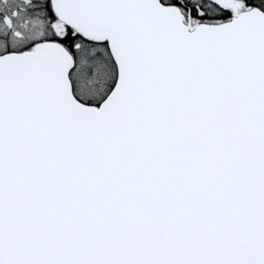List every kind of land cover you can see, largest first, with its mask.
I'll list each match as a JSON object with an SVG mask.
<instances>
[{"label": "snow or ice", "instance_id": "obj_1", "mask_svg": "<svg viewBox=\"0 0 264 264\" xmlns=\"http://www.w3.org/2000/svg\"><path fill=\"white\" fill-rule=\"evenodd\" d=\"M0 264H264V0H0Z\"/></svg>", "mask_w": 264, "mask_h": 264}]
</instances>
